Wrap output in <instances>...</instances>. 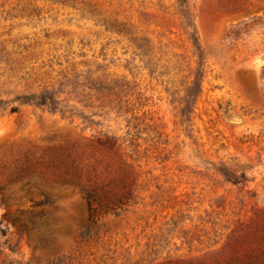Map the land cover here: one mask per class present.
Masks as SVG:
<instances>
[{
	"label": "rangeland",
	"instance_id": "1",
	"mask_svg": "<svg viewBox=\"0 0 264 264\" xmlns=\"http://www.w3.org/2000/svg\"><path fill=\"white\" fill-rule=\"evenodd\" d=\"M0 264H264V0H0Z\"/></svg>",
	"mask_w": 264,
	"mask_h": 264
},
{
	"label": "trees",
	"instance_id": "2",
	"mask_svg": "<svg viewBox=\"0 0 264 264\" xmlns=\"http://www.w3.org/2000/svg\"><path fill=\"white\" fill-rule=\"evenodd\" d=\"M122 188H125V182L123 180L120 181ZM84 198L88 209L92 205V202H97L98 204L103 205L104 207H109L110 205H114L116 203H122L123 198L126 196V192H120V194L116 195L115 193L109 190L94 191L93 188H84L83 189Z\"/></svg>",
	"mask_w": 264,
	"mask_h": 264
}]
</instances>
